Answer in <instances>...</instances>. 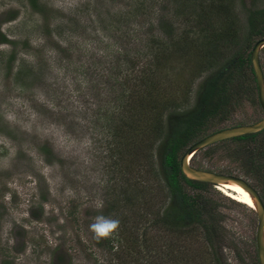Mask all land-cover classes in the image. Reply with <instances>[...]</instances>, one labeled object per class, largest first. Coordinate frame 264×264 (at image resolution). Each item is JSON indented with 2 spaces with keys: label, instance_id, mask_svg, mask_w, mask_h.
Here are the masks:
<instances>
[{
  "label": "rangeland",
  "instance_id": "1",
  "mask_svg": "<svg viewBox=\"0 0 264 264\" xmlns=\"http://www.w3.org/2000/svg\"><path fill=\"white\" fill-rule=\"evenodd\" d=\"M262 28L264 0H0L10 40L0 39V264H260L256 211L218 187L187 188L203 202L193 206L201 220L176 219L161 146L214 74L228 94L189 146L264 117L251 68L222 71L252 51ZM228 29L233 43L217 37ZM177 41L190 52H176ZM162 49L171 57L147 85L155 107L145 123L160 115L165 132L121 145L117 165L108 116L127 102L125 79ZM260 57L264 70V49ZM263 152L264 131L210 145L191 164L264 195ZM98 216L119 227L97 238Z\"/></svg>",
  "mask_w": 264,
  "mask_h": 264
},
{
  "label": "trees",
  "instance_id": "2",
  "mask_svg": "<svg viewBox=\"0 0 264 264\" xmlns=\"http://www.w3.org/2000/svg\"><path fill=\"white\" fill-rule=\"evenodd\" d=\"M30 1L32 2L33 6L36 7V0ZM159 21V24L162 23L164 25L165 21H163L161 18ZM186 23H188V20H186ZM220 32H222V34L217 35V37L220 36V39L222 40L227 38L231 43H233L234 37L236 35L235 30L228 29L224 32ZM256 35L264 36V28L257 31ZM0 39L4 42L10 41L6 34L1 32ZM154 44L161 46V42L158 40H154ZM175 44L176 47L174 50L176 52H181L182 54L190 52L189 50L192 49L181 41L173 42L172 47H174ZM166 47H168V45H166ZM166 51V49H162V52L160 51L157 53L156 56H154V62L152 65L148 64L149 61L145 59V63L139 67V72L134 74V77L131 78L134 81L130 82L131 79L130 81L129 79H125L126 81L122 83L124 85L121 87L124 91H122L121 94L123 98L127 100V102L124 104L123 102L120 103V108L116 109L115 112H112L111 115L108 116V127L109 130H112V138L115 140V150L113 155L117 157V162L115 163L117 165H120L119 162L124 159L121 145L125 146L128 143L130 144V142H133L132 139L140 138L139 136L141 135L142 131L152 134L155 138V141H157L165 132V126L160 115L158 118H156L157 121L153 125H147L145 123V117L147 115H151V108L155 107V104H153L154 100L150 96L152 92L147 90L149 88L147 85L154 82L159 73L165 71L166 62L168 61V58L171 57L170 53H166ZM212 51L214 50L212 49ZM135 66L136 65L133 66L132 70ZM244 67H250L253 75L255 76L251 60V52L248 54L240 52L237 54L236 58L233 56L229 60L228 64L223 66L222 71L224 72L228 70V68H234L236 72H240L242 69H244ZM235 71L230 72V74L233 76ZM221 78L222 77H220L219 74H214L205 81L196 108L176 116L180 120L176 123H172L173 128L161 146L162 167L166 177V183L169 186L171 195L173 197V206L170 211H174L175 207L177 208V212L175 214L177 220H182L189 217L193 218L194 220H201L199 213H197L199 208H195L193 210V206L194 203L203 206V202L199 198V195L194 196L188 194L186 189H203L207 187L209 183L190 180L184 175L180 166V153L184 151L194 139H197L200 136L201 131L204 130L203 125L206 126L208 118L213 117L218 113L221 103L223 102V100L218 97L221 96L222 98H225L229 90L227 83L220 84ZM131 84L135 87L134 91L129 93L125 89H128L129 85ZM170 120H172V118ZM263 131L255 134H246L231 138V140H254L258 135L262 134ZM136 160H139L137 156H135V161ZM148 163V165L152 167V162L148 161ZM262 196L264 198V195ZM226 197L228 196L226 195ZM169 215L170 213H167V216Z\"/></svg>",
  "mask_w": 264,
  "mask_h": 264
},
{
  "label": "water",
  "instance_id": "3",
  "mask_svg": "<svg viewBox=\"0 0 264 264\" xmlns=\"http://www.w3.org/2000/svg\"><path fill=\"white\" fill-rule=\"evenodd\" d=\"M264 49V38L257 40L251 51V60L254 68L260 105L264 111V70L261 63V51ZM264 130V117L256 123L238 125L225 128L201 138L190 145L183 153L180 166L184 175L190 179L206 182L215 187L220 184L235 182L245 188L256 201V211L258 217L256 243L260 264H264V200L260 192L247 180L230 174L216 173L197 168L191 164L192 158L202 149L217 142L239 137L246 134H255Z\"/></svg>",
  "mask_w": 264,
  "mask_h": 264
},
{
  "label": "bare ground",
  "instance_id": "4",
  "mask_svg": "<svg viewBox=\"0 0 264 264\" xmlns=\"http://www.w3.org/2000/svg\"><path fill=\"white\" fill-rule=\"evenodd\" d=\"M217 187L223 193H225L226 195H228L232 199L238 201L239 203L244 204V205L248 204L252 207V209H256L255 199L241 185H239L235 182H230V183L220 184ZM249 201H251V203H249Z\"/></svg>",
  "mask_w": 264,
  "mask_h": 264
},
{
  "label": "clouds",
  "instance_id": "5",
  "mask_svg": "<svg viewBox=\"0 0 264 264\" xmlns=\"http://www.w3.org/2000/svg\"><path fill=\"white\" fill-rule=\"evenodd\" d=\"M119 220L104 216H98L96 222L90 225L97 238L108 237L119 227Z\"/></svg>",
  "mask_w": 264,
  "mask_h": 264
},
{
  "label": "flooded vegetation",
  "instance_id": "6",
  "mask_svg": "<svg viewBox=\"0 0 264 264\" xmlns=\"http://www.w3.org/2000/svg\"><path fill=\"white\" fill-rule=\"evenodd\" d=\"M261 194V193H260ZM262 196V195H261ZM263 198V197H262ZM264 200V199H263Z\"/></svg>",
  "mask_w": 264,
  "mask_h": 264
},
{
  "label": "snow or ice",
  "instance_id": "7",
  "mask_svg": "<svg viewBox=\"0 0 264 264\" xmlns=\"http://www.w3.org/2000/svg\"><path fill=\"white\" fill-rule=\"evenodd\" d=\"M249 203H251V201H249Z\"/></svg>",
  "mask_w": 264,
  "mask_h": 264
}]
</instances>
